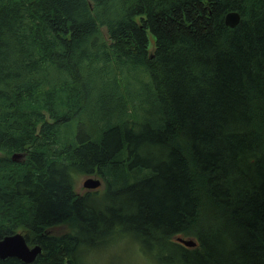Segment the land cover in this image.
<instances>
[{"label":"trees","instance_id":"trees-1","mask_svg":"<svg viewBox=\"0 0 264 264\" xmlns=\"http://www.w3.org/2000/svg\"><path fill=\"white\" fill-rule=\"evenodd\" d=\"M78 174L104 189L78 193ZM16 233L42 252L0 264H81L82 244L128 236L155 264H264V0H0V237Z\"/></svg>","mask_w":264,"mask_h":264},{"label":"rangeland","instance_id":"rangeland-1","mask_svg":"<svg viewBox=\"0 0 264 264\" xmlns=\"http://www.w3.org/2000/svg\"><path fill=\"white\" fill-rule=\"evenodd\" d=\"M151 44H153V41ZM139 112L143 117L147 118L145 111L140 107ZM25 157H23L24 160ZM90 177L101 180L96 175H76L75 188L78 193H85L91 190L84 187V182ZM101 187L104 189L103 184ZM50 231L53 236H61L69 232L74 233V227L71 223L66 222L55 225L50 228ZM77 257L81 260V264H155V260L150 255L142 253L140 242L130 236L99 247H89L82 244Z\"/></svg>","mask_w":264,"mask_h":264},{"label":"water","instance_id":"water-1","mask_svg":"<svg viewBox=\"0 0 264 264\" xmlns=\"http://www.w3.org/2000/svg\"><path fill=\"white\" fill-rule=\"evenodd\" d=\"M240 21V15L238 12H229L225 17V22L235 27ZM25 157L24 153H14L12 159L16 162L23 161ZM102 185V181L99 178L90 177L84 182V187L87 189H96ZM178 241L185 244L186 246L194 247L197 245L195 239H184L178 237ZM42 252L40 245L30 246L22 233H16L13 235H7L3 239H0V259L6 260L10 257L20 259L25 263H32L35 261L37 256Z\"/></svg>","mask_w":264,"mask_h":264},{"label":"flooded vegetation","instance_id":"flooded-vegetation-1","mask_svg":"<svg viewBox=\"0 0 264 264\" xmlns=\"http://www.w3.org/2000/svg\"><path fill=\"white\" fill-rule=\"evenodd\" d=\"M5 237V236H4ZM4 237H0V239H3Z\"/></svg>","mask_w":264,"mask_h":264}]
</instances>
